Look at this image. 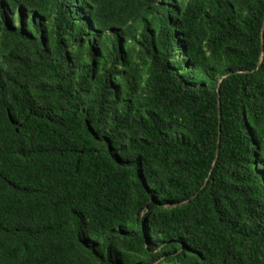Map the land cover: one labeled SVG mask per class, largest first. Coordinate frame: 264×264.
Listing matches in <instances>:
<instances>
[{
  "label": "trees",
  "instance_id": "trees-1",
  "mask_svg": "<svg viewBox=\"0 0 264 264\" xmlns=\"http://www.w3.org/2000/svg\"><path fill=\"white\" fill-rule=\"evenodd\" d=\"M0 264H264V0H0Z\"/></svg>",
  "mask_w": 264,
  "mask_h": 264
}]
</instances>
